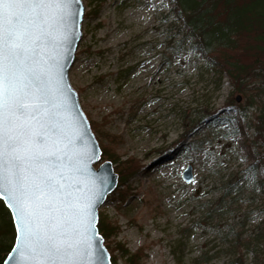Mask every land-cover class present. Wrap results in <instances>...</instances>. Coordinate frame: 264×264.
<instances>
[{
  "label": "rangeland",
  "instance_id": "obj_1",
  "mask_svg": "<svg viewBox=\"0 0 264 264\" xmlns=\"http://www.w3.org/2000/svg\"><path fill=\"white\" fill-rule=\"evenodd\" d=\"M82 1L70 83L89 121L123 139L116 153L142 166L100 209L118 227L106 241L111 259L126 264L121 247L141 264H239L236 234L264 228V171L250 170L247 147L259 103L244 116L227 107L231 97L242 107L249 99L192 49L172 0ZM258 249L264 260V237Z\"/></svg>",
  "mask_w": 264,
  "mask_h": 264
},
{
  "label": "water",
  "instance_id": "obj_2",
  "mask_svg": "<svg viewBox=\"0 0 264 264\" xmlns=\"http://www.w3.org/2000/svg\"><path fill=\"white\" fill-rule=\"evenodd\" d=\"M71 10L78 11L79 15L60 21L59 10L50 9L46 22H38V27L33 29L39 36L38 46L34 45L37 54L27 60L21 71L34 69L41 91H37L31 80H22L20 86L23 88L27 85V90L32 94L43 95L44 98L39 101L40 112L36 114L43 121V127L36 125L35 121H26L24 115H20L19 126L23 127L26 122L32 123L34 133L47 138L48 149L43 152L44 159L41 163L31 159L21 161L19 174L27 175L37 182L41 173L51 174L57 179L63 177L61 180L65 185L63 191L71 193V196L61 197L65 200L64 203L54 202L49 213L51 217L66 221L68 225L66 230H63L61 239L69 247L67 252L59 257L58 264H94L98 254L104 256L105 264H111L110 254L97 225L99 210L115 190L118 176L108 161L102 163L98 169L95 168L100 163L102 152L89 120L80 106L78 94L70 83V71L76 62L77 51L83 38L82 24L86 11L82 0H77ZM61 68L62 79L58 75ZM8 119L9 113L5 107L3 114L5 137L8 132ZM53 141L57 142L55 148L52 147ZM21 155L25 153L22 152ZM8 166L9 156L5 149L3 157L0 158V171L6 174ZM183 178L187 183L193 180L191 166L185 170ZM99 187H102L104 192L102 199L95 205L93 226L96 233L93 234L90 230L85 231L79 210L87 203L92 192ZM44 199L47 201L48 197L45 196ZM0 200L10 211L16 229L14 247L3 264H17V260L20 259L16 250L19 243L16 228L18 221L13 214L14 209L8 206L6 192ZM69 202L72 207L68 206ZM43 259L45 258L37 257L32 264H37L38 260Z\"/></svg>",
  "mask_w": 264,
  "mask_h": 264
},
{
  "label": "snow or ice",
  "instance_id": "obj_3",
  "mask_svg": "<svg viewBox=\"0 0 264 264\" xmlns=\"http://www.w3.org/2000/svg\"><path fill=\"white\" fill-rule=\"evenodd\" d=\"M77 0H0V158L5 149L9 156L7 172L0 171V198L5 192L8 197L9 208L14 209L17 219V233L19 243L16 245L17 255L20 259L17 264H32L37 257V264H58V259L67 252L69 245L61 239L67 222L51 217L53 203H64L61 197L71 196L65 193V185L60 179L48 173H41L38 180L27 175L21 176L20 162L31 159L41 163L44 159L43 152L48 149L47 138L34 133L33 125L26 122L19 126L20 115L26 121H35L43 127V121L36 115L40 112L39 101L43 95H34L27 90V85L21 87L22 80H31L39 89V79L34 69L22 72L21 69L28 59L36 53L35 46L39 44V36L33 31L38 27V22H46L50 9L59 10V20L79 15L73 12L72 5ZM43 34V29H40ZM63 39H61V43ZM62 68L58 75L62 79ZM7 107L9 113L8 132L5 137L3 114ZM50 118V117H49ZM57 142H52L56 147ZM25 155H21V153ZM53 155L55 153H52ZM6 185V187H5ZM103 188H96L87 203L79 210L81 223L85 231L93 234L96 229L95 205L103 197ZM47 196V201L44 197ZM72 207L71 202L68 203ZM86 221V222H85ZM16 259V257H10ZM94 264H105V258L98 254Z\"/></svg>",
  "mask_w": 264,
  "mask_h": 264
},
{
  "label": "trees",
  "instance_id": "obj_4",
  "mask_svg": "<svg viewBox=\"0 0 264 264\" xmlns=\"http://www.w3.org/2000/svg\"><path fill=\"white\" fill-rule=\"evenodd\" d=\"M173 10L182 21L181 30L185 37H192L193 50L202 52L220 71L225 73L235 90L244 93L248 99L247 107L236 106L232 97L227 107L240 116L247 108L259 103L258 112L251 123L255 136L247 142L249 158L253 161L250 170L264 171V0H172ZM257 85H256V84ZM249 94V95H248ZM93 132L102 135L106 144L99 142L101 161H109L118 175L117 189L124 188L142 169L134 158L122 159L116 148L123 143L121 137L111 136L99 130V126L90 122ZM249 130L250 126L245 125ZM252 139V140H251ZM232 180L224 188L226 194L232 187ZM116 189V190H117ZM264 193V178H263ZM124 201L126 191L120 192ZM98 230L107 240L115 237L118 227L99 214ZM259 229V228H258ZM264 237V228L243 237L236 234L235 248L239 253L238 262L244 264L243 249H248L254 264H264L258 249V241ZM16 239V229L12 215L5 203L0 200V264H3L11 252ZM108 248V245H106ZM109 250V248H108ZM126 257V264H141L139 254L132 255L119 247ZM112 264H115V260Z\"/></svg>",
  "mask_w": 264,
  "mask_h": 264
},
{
  "label": "bare ground",
  "instance_id": "obj_5",
  "mask_svg": "<svg viewBox=\"0 0 264 264\" xmlns=\"http://www.w3.org/2000/svg\"><path fill=\"white\" fill-rule=\"evenodd\" d=\"M101 156H102V154H101ZM98 165V164H97Z\"/></svg>",
  "mask_w": 264,
  "mask_h": 264
}]
</instances>
